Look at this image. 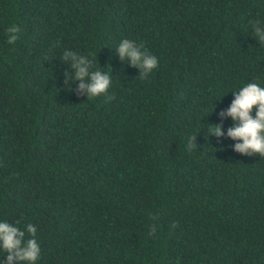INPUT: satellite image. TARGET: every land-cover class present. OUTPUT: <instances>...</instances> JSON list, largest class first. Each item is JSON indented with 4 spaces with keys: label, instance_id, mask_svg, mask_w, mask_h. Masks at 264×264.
<instances>
[{
    "label": "trees",
    "instance_id": "trees-1",
    "mask_svg": "<svg viewBox=\"0 0 264 264\" xmlns=\"http://www.w3.org/2000/svg\"><path fill=\"white\" fill-rule=\"evenodd\" d=\"M256 27L264 0H0V222L36 228L35 264H264V156L220 115L264 87ZM122 39L157 57L146 78ZM67 50L107 93L65 85Z\"/></svg>",
    "mask_w": 264,
    "mask_h": 264
},
{
    "label": "clouds",
    "instance_id": "clouds-1",
    "mask_svg": "<svg viewBox=\"0 0 264 264\" xmlns=\"http://www.w3.org/2000/svg\"><path fill=\"white\" fill-rule=\"evenodd\" d=\"M20 31L18 25L6 28L7 43L14 44L19 39L18 33ZM254 35L264 45V31L256 27ZM143 47L142 44L137 45L129 39H122L116 47V52L121 60L127 58L131 65L141 70L139 76L142 79L146 78L158 66L157 57L147 50H142ZM62 59L66 63L71 60L70 67L75 69V75L68 77L65 85L76 79L81 81L79 90L86 89L88 97H96L107 93L111 85L110 76L98 69L89 72V68L93 65L86 56H78L77 53L67 50L63 53ZM65 76H67V73H65ZM85 78L88 79V83H84ZM106 98L108 100L114 99L112 96ZM253 109H255V115L252 114ZM220 115L232 118L233 127L228 129L227 135L240 141L235 145L236 152L245 155L264 156V87L252 82L239 88L230 107ZM222 134L220 126H209V135L219 137ZM194 141L195 135L188 138L187 147L189 150L195 145ZM172 227H176V224L173 223ZM27 232L31 238L25 240V232L20 231L18 227L8 222H0V249L3 250V253H7L6 258L2 260V264H12L13 260L19 261L20 264H24V262L35 264L39 259L40 247L35 239L36 228L28 224ZM154 232L155 229L150 226L148 235L152 236Z\"/></svg>",
    "mask_w": 264,
    "mask_h": 264
}]
</instances>
